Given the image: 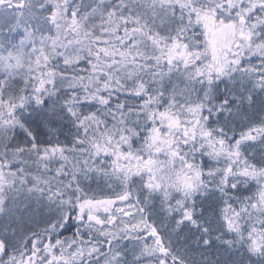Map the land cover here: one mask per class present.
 I'll list each match as a JSON object with an SVG mask.
<instances>
[{
	"label": "snow or ice",
	"instance_id": "snow-or-ice-1",
	"mask_svg": "<svg viewBox=\"0 0 264 264\" xmlns=\"http://www.w3.org/2000/svg\"><path fill=\"white\" fill-rule=\"evenodd\" d=\"M0 264H264V0H0Z\"/></svg>",
	"mask_w": 264,
	"mask_h": 264
}]
</instances>
